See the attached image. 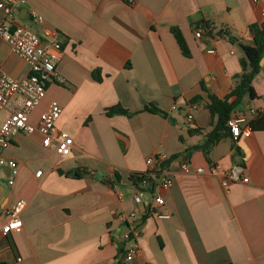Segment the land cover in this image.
<instances>
[{"label":"crops","instance_id":"1","mask_svg":"<svg viewBox=\"0 0 264 264\" xmlns=\"http://www.w3.org/2000/svg\"><path fill=\"white\" fill-rule=\"evenodd\" d=\"M0 22L27 25L42 40L51 32L60 42L56 70L64 81L47 83L29 119L36 123L57 101L55 129L73 139L65 157L55 139L42 146L38 132L18 133L0 147V156L17 163L11 185L9 167L0 165V227L4 210L25 200L22 229L0 232V263L264 264V130L249 125L264 113V61L252 79L256 96H244L231 113L246 118L237 139L226 125L228 133L207 152L185 153L204 142L217 120L209 96L223 99L234 87L240 44H252L249 25L264 22V0H27L13 7L12 17L0 10ZM200 22L209 28L196 37ZM0 70L18 79L28 74L1 38ZM196 96L199 107L189 121ZM114 105L127 113L106 115ZM9 113L0 108V126ZM159 154L172 158L161 171ZM148 157L157 159L150 167ZM217 162L233 174L228 189L221 174L209 172ZM77 167L84 170L80 177L65 174ZM148 170L153 191L136 202L139 185L130 176ZM165 177L172 179L168 189L159 186ZM156 210L168 216L157 217ZM131 212L128 222L118 218Z\"/></svg>","mask_w":264,"mask_h":264},{"label":"built area","instance_id":"2","mask_svg":"<svg viewBox=\"0 0 264 264\" xmlns=\"http://www.w3.org/2000/svg\"><path fill=\"white\" fill-rule=\"evenodd\" d=\"M27 0H0V10L9 17H12V9L15 5H24ZM37 21L41 20L40 16L35 15ZM203 32L202 26L194 27L196 37H201ZM47 39L42 40L41 37L31 30L27 25L23 24H6L0 22V38L7 42L22 60L25 61L28 67V74L23 78H14L0 70V108H9L10 113L0 126V147L8 146L14 136L18 133H34L38 132L41 135V144L44 147H51L53 140H56L54 148L56 152L65 157L71 153L73 145L72 137L64 132H57L55 124L59 118L62 107L57 101H51L47 108L42 111L36 123H32L29 119L31 111L41 102L46 93V85L49 82L64 81L63 77L57 72L56 64L62 53V46L51 32H46ZM51 35V36H50ZM199 107L197 102L189 104V110L186 118L191 121L194 116V111ZM246 118L243 115H231L226 124L230 129L234 139L240 134V124L244 123ZM165 154H159L157 159L163 160ZM155 157H148L145 163L148 167L152 166L156 160ZM0 165L9 167L10 176L8 183L11 185L14 182V177L17 174V163L12 158H4L0 156ZM182 168L186 169L187 164L182 163ZM196 171L203 172L202 167H198ZM211 174H221V185L228 189L233 178V174L229 169L222 168L220 163H213L209 167ZM41 170L36 171V175H40ZM243 182L247 181L244 177ZM147 181L142 180L139 189L134 196L136 202L141 201L142 197L148 193ZM172 185V179L169 177L163 178L159 182V186L163 189H168ZM156 205L161 206L164 203L161 194L154 197ZM25 207V200L17 199L12 205L4 210L6 219L0 227V232L3 235L18 232L22 229L21 213ZM157 217L168 216L167 213L155 211ZM134 217V213L119 214L118 218L128 222ZM136 248L134 245L126 254V259H130Z\"/></svg>","mask_w":264,"mask_h":264},{"label":"trees","instance_id":"3","mask_svg":"<svg viewBox=\"0 0 264 264\" xmlns=\"http://www.w3.org/2000/svg\"><path fill=\"white\" fill-rule=\"evenodd\" d=\"M197 26H202L205 30L209 28V25L206 22H200L196 24ZM249 30L252 34V44H240L242 51L244 53L243 58L240 61L241 72L238 74V79L229 92L227 96L223 99L216 97L213 94H210V102L208 104V109L212 119L216 116L217 120L212 122V129L207 133V136L204 142L200 145L192 146L185 150V153L189 155L192 149L201 147L205 152L223 135H226L227 132V120L230 117L231 113L240 105L244 96L254 98L256 96L255 91L252 87L253 77L260 71L261 65L260 61L264 54V22L261 24H250ZM172 32L182 50V52L187 55L188 48L186 43L180 33L178 28H172ZM94 78L99 80L100 77L98 73L94 74ZM198 96L192 98L190 102H196ZM151 111L159 112L155 107L149 108ZM127 110L120 105H114L106 108V115L111 116L115 114H126ZM249 125L253 130H264V113L257 115L253 118ZM169 160H163L159 165L158 171L163 170L170 162ZM84 173V170L81 167H77L74 170L68 171L65 174L67 176L80 177ZM150 171L132 173L130 178L137 184L140 185L142 180H146L147 184L153 181V178L150 176ZM153 191V190H152ZM4 264V263H0ZM123 264V263H118ZM225 264H233L227 262Z\"/></svg>","mask_w":264,"mask_h":264},{"label":"water","instance_id":"4","mask_svg":"<svg viewBox=\"0 0 264 264\" xmlns=\"http://www.w3.org/2000/svg\"><path fill=\"white\" fill-rule=\"evenodd\" d=\"M263 61H264V56L261 58L260 65L263 64ZM261 62H262V63H261ZM153 186H154L153 182H150V183L147 185V191H148V193H149V192H152V190H153ZM144 197H145L146 199H148V194L146 193V194L144 195ZM125 228H126V230L129 229V225H128V223L125 224ZM119 251H120V250H119Z\"/></svg>","mask_w":264,"mask_h":264}]
</instances>
